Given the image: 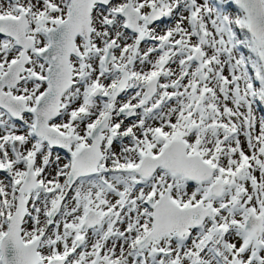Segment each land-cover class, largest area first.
Instances as JSON below:
<instances>
[{
	"label": "snow or ice",
	"instance_id": "snow-or-ice-1",
	"mask_svg": "<svg viewBox=\"0 0 264 264\" xmlns=\"http://www.w3.org/2000/svg\"><path fill=\"white\" fill-rule=\"evenodd\" d=\"M0 264H264V0H0Z\"/></svg>",
	"mask_w": 264,
	"mask_h": 264
}]
</instances>
